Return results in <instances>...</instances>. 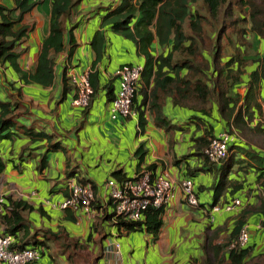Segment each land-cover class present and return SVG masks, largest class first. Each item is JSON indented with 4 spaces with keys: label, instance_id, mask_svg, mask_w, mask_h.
<instances>
[{
    "label": "crops",
    "instance_id": "1",
    "mask_svg": "<svg viewBox=\"0 0 264 264\" xmlns=\"http://www.w3.org/2000/svg\"><path fill=\"white\" fill-rule=\"evenodd\" d=\"M119 1L81 0L74 7L71 18L65 23V44L68 47L69 30L78 22L72 31L77 47L69 59L68 51L55 57V77L51 86L42 87L35 83L23 85L18 74L14 73L7 63H0V99H18L26 110L19 120L20 123L32 127L35 132L51 134L53 141H60L63 147L51 151L48 149L47 138L31 139L21 132L22 130H12L16 134L13 136L14 139L0 140V157L5 162V168L0 174V194L33 205L35 209L26 214L31 226L30 231L49 229L57 232L63 227L71 237L85 241L94 215L80 209L67 208L76 218L70 221L67 220L66 209L54 205L69 195L66 184L68 173L73 172L77 178L84 177L94 182L100 196L103 182L107 178H113L112 171L122 169L125 176L130 177L138 170L154 164L153 174L165 173L176 183L175 195L166 206L162 217L163 225L159 236L153 239L145 232L137 237L135 235L134 238L131 236L133 233L122 236L115 232L113 227L105 224L104 231L109 235L100 241L98 237L100 234H95L96 242L89 243L87 254L92 258L99 256L102 243V248L103 246L105 248L103 257L99 260L100 264H156L155 260L157 264H193L194 258H198L196 253L198 245L204 243L205 228L209 226L214 230L219 229L221 225L224 226L225 231L222 233L220 231L216 239V242L220 243L221 239L226 240L228 230L240 212L239 210L227 212L222 209L214 211L212 208L215 204L209 206L207 201L201 199V190L206 193V198L213 192L212 188L218 179L212 167L213 164L220 166L221 162L209 164L195 151L193 139L202 134V129L197 128L192 119L193 116H197L195 110L176 104L167 96L162 101V113L168 119V124L157 126L153 113L146 110L147 124L143 133H137L138 113L136 112L134 117L111 120L110 104L106 101L104 91L94 97L89 111L71 104L72 91L60 99L61 75L65 64L70 66L69 72L71 70L78 74L89 71L90 75V72L98 69L102 83L111 76L114 77L116 69L122 64L144 65V60L137 55L133 42L113 33L106 26L104 54L95 68L91 69L95 54L90 47V40L100 26L104 8ZM0 5L12 8L14 1L0 0ZM50 11L51 0H43L26 14L22 21L30 27L26 40L20 44L21 48H18L22 50L18 60L22 69L32 71L35 68L41 44L49 32ZM155 49L158 48H152V51ZM142 83L140 81L139 88L142 87ZM18 88L21 89V95L16 93ZM141 97L142 94L138 92L136 103ZM258 99L259 102L264 100L263 87ZM221 122L225 128L223 119L218 121V125H215L217 122L211 123L215 135L224 130L221 128ZM139 143L143 144L146 151L140 165L135 156ZM44 155L47 164L41 168L40 163ZM235 165L229 178L242 183L243 189L231 195L225 193V201L236 197L243 203L241 209L258 207L259 195L264 198V190L255 182L256 173L252 167H243L244 163H239L238 167L243 169L235 172L237 169ZM184 178H191L194 182V189L200 202L198 207L188 205L183 197L181 182ZM216 204L221 205V197ZM244 224L249 230L247 244H250V236H260V243L257 241L251 245L253 253L258 254L257 252L264 248V215L254 211ZM111 232L114 236H111ZM115 242L120 246L118 257L109 251L113 249ZM67 262L68 252L63 253L53 247L51 250L44 249L40 257L29 264Z\"/></svg>",
    "mask_w": 264,
    "mask_h": 264
},
{
    "label": "trees",
    "instance_id": "2",
    "mask_svg": "<svg viewBox=\"0 0 264 264\" xmlns=\"http://www.w3.org/2000/svg\"><path fill=\"white\" fill-rule=\"evenodd\" d=\"M13 1L14 7L12 8L0 5V63H7L13 72L18 74L23 85L35 83L42 87H49L54 82L55 57L68 51L69 59L77 47L72 31L78 22L69 30L68 47L65 44V23L69 21L74 7L81 0H51L49 32L41 44V50L32 71L22 69L18 63L22 54V50L18 48H21L20 44L26 40L30 29L29 25L23 24L22 21L25 15L43 0ZM227 1L120 0L117 4L104 8L105 12L101 16L100 26L90 40V47L95 54V58L91 62V69L95 68L104 54L106 40L104 28L106 26L113 33L132 41L137 55L143 58L144 65L140 80L143 82L142 87L138 86L131 103V108L138 113L137 133H143L147 124L146 110L153 113L154 123L157 126L168 124V119L162 113V101L170 96L176 104L188 106L199 114V116H193L192 119H194L196 127L202 129V134L196 136L193 141L195 151L209 164L212 162L207 159L204 150L215 134L212 124L204 117L208 118L207 116L214 115L216 117L214 121L217 123L220 119L225 120L226 125L225 128L223 127V131L234 132L237 128L243 133L252 130V134L264 137L263 123L259 122L255 126L249 125L254 116L261 115L258 98L261 88H264V50L262 53H255L256 56L252 61L256 66L248 73L246 89L241 96L237 92L234 93V90L235 86L241 82L247 56L241 52V48H234L235 52L230 53L229 58L224 60L218 43L224 29L223 25L218 28L214 48L199 47V44H204L202 23L206 21V16L198 8H192V5L200 3L206 10L207 16L216 18L221 7ZM238 1L243 7H247L248 13L244 21L248 23L249 32L264 40V0ZM155 47L158 48L156 53L152 51V48ZM69 68L70 66L67 64L62 68L60 99L66 97L70 91L73 92L72 98L74 96V86L68 75ZM182 71L185 72L182 73ZM169 73L173 75L171 76ZM117 79L116 76H111L110 79L102 83L99 79L98 69L90 72L89 82L93 93L87 106L84 107L86 111L91 108L94 97L102 91H104L106 101L111 104L118 91ZM138 92L142 94V97L136 103ZM16 93L21 95V89L18 88ZM214 112L215 114H213ZM25 113L26 110L18 99H0V140L14 139L13 136L16 134L12 130H22L21 132L31 139L47 138L48 149L51 151L63 148L60 141H53L51 134L43 131L35 132L32 127L21 124L19 120ZM240 141L249 148H256L257 151L246 153L239 146ZM262 144L264 146V138L263 141L260 140L259 146L256 144L254 146L246 144L244 139L239 137L235 142L229 144L230 153L228 156L220 166L213 164L212 167L218 181L212 188L213 202L211 205L218 203L226 190H229L230 194H235L243 189L242 183L229 178L233 166L239 162L242 163V159L236 157V151H243L251 159V161H243V163L245 162L244 166L249 165L248 167L256 168L254 170L256 173L255 182L264 190V148ZM145 154L143 144L139 143L135 150V156L139 160L138 165L143 161ZM46 164L47 160L44 155L40 167L44 168ZM4 168L5 162L0 157V174ZM153 168L154 164H151L142 169L153 173ZM111 176L118 182L128 178L122 169L112 171ZM71 177L81 183L90 181L84 177L77 178L73 172H69L67 179ZM92 183L95 192L92 207L96 210V214H94V220L85 241L71 237L63 227L59 228L57 232H52L49 229L30 231L31 226L26 214L35 208L27 201L15 200L10 196H5L10 208L0 214V231L14 235L17 240L15 246L18 249L31 247L44 251V249L51 250L56 247L60 252H68L67 264H99V260L103 257L102 243L101 253L96 258H92L87 254V251L89 243L96 242L95 234H100L98 236L100 241L109 235L104 231L105 224L110 227L114 226L122 236L132 232H145L150 234L153 239L159 236L163 225L162 217L166 210L165 206H149L143 212V217L140 220L125 219L121 215L109 212L112 202L103 203L97 194L96 184ZM227 201L222 202L221 205ZM38 209L41 210L40 207ZM66 211L67 220L74 221L76 219L74 213L70 209H66ZM254 211L264 215L263 197L260 198L258 207L251 206L240 210L235 222L228 230L226 242L222 239L220 243L216 242L218 233L225 231L224 226L221 225L219 229L214 230L207 226L203 233L202 255L199 258H194L193 264H264V253L254 254L251 245L240 246L237 243L240 229Z\"/></svg>",
    "mask_w": 264,
    "mask_h": 264
},
{
    "label": "built area",
    "instance_id": "3",
    "mask_svg": "<svg viewBox=\"0 0 264 264\" xmlns=\"http://www.w3.org/2000/svg\"><path fill=\"white\" fill-rule=\"evenodd\" d=\"M142 71V64H123L116 69L114 76L119 80V87L116 97L109 107L111 120L136 116V111L131 108V103L139 86ZM68 75L74 86L71 104L75 107H86L93 93L89 82V71L78 74L70 70ZM260 108L261 115L254 116L249 123L251 126H255L259 122L264 124V100L260 101ZM237 137L234 132L228 131H221L214 135L204 150L207 159L212 163L224 160L229 154V144ZM66 184L69 195L54 205L61 209H80L91 215L96 214V210L92 207V201L95 198L93 183L91 181L81 183L71 177L66 180ZM102 186L99 198L103 203L112 202L109 212L121 215L125 219L140 220L143 217V212L149 206L166 207L170 203L175 195L176 183L165 173L153 174L149 170L142 169L122 182H118L114 178H107ZM181 192L188 205L199 206L198 196L191 178L182 180ZM242 205V201L235 197L223 205L215 204L212 209L235 212L240 210ZM9 208L5 195L0 194V214L5 213ZM112 227L114 228V226ZM248 240L249 230L248 226L244 224L240 229L237 243L244 246ZM16 244L17 240L14 235L0 231V262L2 264H29L40 257L41 249L31 247L18 249ZM119 247V243L115 242L113 249L109 251L118 257Z\"/></svg>",
    "mask_w": 264,
    "mask_h": 264
},
{
    "label": "rangeland",
    "instance_id": "4",
    "mask_svg": "<svg viewBox=\"0 0 264 264\" xmlns=\"http://www.w3.org/2000/svg\"><path fill=\"white\" fill-rule=\"evenodd\" d=\"M198 8L199 11L203 14H205L206 16V21H204L202 23V27L204 29L203 32V40H204V44H199V47H203V48H214L213 45L215 43V39L218 33V28H220V26L223 25V32L221 33V37L218 41L219 46L221 48V56L224 57V60H226L227 58H229V54L230 53H234V48H241V52L247 56L246 58V62H244V65L246 64V66L244 67V74L241 76V82L235 86V90L234 93L237 92L238 94H240L242 96V94L245 92V85H246V81L248 79V73L256 66L255 62L252 61L254 60L255 56H256V52L258 53H262L264 50V40L259 39L255 34L249 32L248 30V23L246 20V16L248 13L247 7H243L242 4L238 1V0H228L227 3H225L220 10L219 15L216 18H212L209 15H206V10L204 8H202V6L200 5V3L197 4H193L192 8ZM243 18V19H242ZM239 27H241L242 29H238ZM187 29V28H186ZM188 31V29H187ZM157 48V47H155ZM155 53L157 52V50H154ZM233 91L231 92V94H234ZM195 115L199 116L198 113H195ZM204 117V116H203ZM208 118L204 117V119L210 123H215L214 119H216V117L214 115L211 116H207ZM215 125H218V123H216ZM250 125V124H249ZM221 127L222 123H221ZM249 132H241L240 129L238 130L237 128H235L234 133L240 138V139H244V141L246 142V144L249 145H254L255 144L257 146H259V142L260 140L263 141L262 135H256V134H252V130H248ZM252 131V132H251ZM245 151L246 153H250L253 152V150H256V148L254 147H250L249 146H245V144L240 143V145ZM262 147L264 148L263 144ZM257 151V150H256ZM243 152V151H242ZM230 153V152H229ZM236 157L241 158L242 159V163L243 161H251L250 158H248V156H246V153H239L237 152ZM256 153V152H255ZM261 156V155H259ZM248 159V160H247ZM223 161V160H222ZM221 161V163H222ZM241 163V162H239ZM238 164L235 165V168H237L235 170V172H237L240 169H243V167H238ZM245 164V162H244ZM243 165V164H241ZM249 165H247L246 167H248ZM256 168H253V171ZM234 172V175L236 174ZM255 172V171H254ZM262 190V189H261ZM229 191V190H228ZM227 190L222 194V198H221V203L225 201V193L228 192ZM248 191H250L248 189ZM263 192V191H262ZM229 193V192H228ZM201 194H202V198L203 201H207V204L209 206H211L212 202H213V192L210 193V196L208 198H206V193L201 190ZM230 194V193H229ZM231 195V194H230ZM260 198L262 197L261 195H259ZM200 204V202H199ZM241 210V209H240ZM239 210V211H240ZM232 213H228V215H230ZM114 231L116 232V229L114 228ZM133 234L131 235L133 238L136 235L140 236V234H143V232H132ZM111 236H114V233L111 232ZM260 236H250V244L252 245V243L254 242H259L260 243ZM224 242H226V240L223 239ZM222 242V243H224ZM202 246L203 245H198L197 248V257L199 258L202 253L200 254V251L203 252L202 250ZM103 248H105V246H103ZM176 253V250H175ZM257 253H264V248L261 251H258ZM136 255V254H135ZM137 258V257H136ZM138 260V258L136 259ZM154 263L157 264V261L155 260ZM100 264V262H99Z\"/></svg>",
    "mask_w": 264,
    "mask_h": 264
}]
</instances>
